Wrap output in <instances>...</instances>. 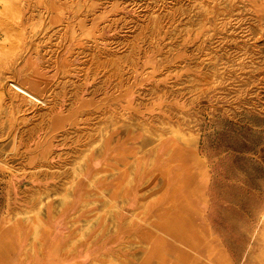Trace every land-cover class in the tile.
Here are the masks:
<instances>
[{
    "label": "rangeland",
    "instance_id": "obj_1",
    "mask_svg": "<svg viewBox=\"0 0 264 264\" xmlns=\"http://www.w3.org/2000/svg\"><path fill=\"white\" fill-rule=\"evenodd\" d=\"M44 239L264 264V0H0V264Z\"/></svg>",
    "mask_w": 264,
    "mask_h": 264
},
{
    "label": "crops",
    "instance_id": "obj_2",
    "mask_svg": "<svg viewBox=\"0 0 264 264\" xmlns=\"http://www.w3.org/2000/svg\"><path fill=\"white\" fill-rule=\"evenodd\" d=\"M65 245V239H44L43 244L45 245V257L42 259L43 264H86L89 257L92 255L90 249L85 247H78L77 251L67 257L65 253L58 252L56 248L57 244Z\"/></svg>",
    "mask_w": 264,
    "mask_h": 264
},
{
    "label": "bare ground",
    "instance_id": "obj_3",
    "mask_svg": "<svg viewBox=\"0 0 264 264\" xmlns=\"http://www.w3.org/2000/svg\"><path fill=\"white\" fill-rule=\"evenodd\" d=\"M175 132H177V131H175ZM71 186V185H70Z\"/></svg>",
    "mask_w": 264,
    "mask_h": 264
}]
</instances>
